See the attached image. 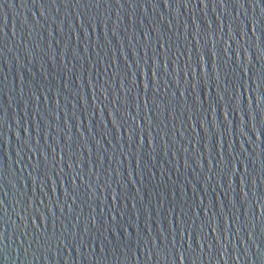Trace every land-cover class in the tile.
I'll list each match as a JSON object with an SVG mask.
<instances>
[{"label":"water","instance_id":"water-1","mask_svg":"<svg viewBox=\"0 0 264 264\" xmlns=\"http://www.w3.org/2000/svg\"><path fill=\"white\" fill-rule=\"evenodd\" d=\"M0 264H264V0H0Z\"/></svg>","mask_w":264,"mask_h":264}]
</instances>
